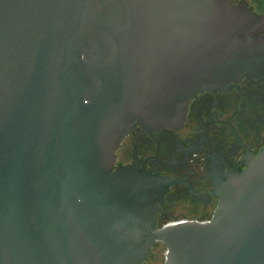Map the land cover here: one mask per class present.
Returning a JSON list of instances; mask_svg holds the SVG:
<instances>
[{"label":"water","instance_id":"obj_1","mask_svg":"<svg viewBox=\"0 0 264 264\" xmlns=\"http://www.w3.org/2000/svg\"><path fill=\"white\" fill-rule=\"evenodd\" d=\"M262 50L264 0H0V264H264V146L206 221L156 225L171 179L113 165Z\"/></svg>","mask_w":264,"mask_h":264},{"label":"flooded vegetation","instance_id":"obj_2","mask_svg":"<svg viewBox=\"0 0 264 264\" xmlns=\"http://www.w3.org/2000/svg\"><path fill=\"white\" fill-rule=\"evenodd\" d=\"M259 68L257 80L252 73L247 76L246 63L224 81L228 89L214 84L197 91L178 125L148 129L135 124L119 141L114 166L134 164L171 179L153 199L156 225L170 219L209 220L218 199L213 183L227 170H241L264 146V63Z\"/></svg>","mask_w":264,"mask_h":264},{"label":"rangeland","instance_id":"obj_3","mask_svg":"<svg viewBox=\"0 0 264 264\" xmlns=\"http://www.w3.org/2000/svg\"><path fill=\"white\" fill-rule=\"evenodd\" d=\"M170 221L173 220L170 219ZM164 250L165 247L160 243V241H157L156 245L152 248L151 255L146 259L143 264H163Z\"/></svg>","mask_w":264,"mask_h":264}]
</instances>
